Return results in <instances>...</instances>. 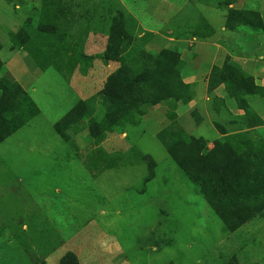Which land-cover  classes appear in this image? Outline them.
<instances>
[{
  "label": "rangeland",
  "instance_id": "obj_1",
  "mask_svg": "<svg viewBox=\"0 0 264 264\" xmlns=\"http://www.w3.org/2000/svg\"><path fill=\"white\" fill-rule=\"evenodd\" d=\"M232 11L250 23L260 13L264 27V0H0V87L16 83L38 109L0 143V264H59L68 252L79 264H264V138L249 131L264 107L243 96L241 112L232 94L264 93L242 70L264 34L240 14L248 32L221 31ZM162 52L181 61L178 78L156 73ZM74 109L62 138L55 124ZM174 131L192 147L194 178L254 177L236 182L237 199L209 188L230 221L234 201L256 198L259 213L228 232L158 138Z\"/></svg>",
  "mask_w": 264,
  "mask_h": 264
},
{
  "label": "trees",
  "instance_id": "obj_2",
  "mask_svg": "<svg viewBox=\"0 0 264 264\" xmlns=\"http://www.w3.org/2000/svg\"><path fill=\"white\" fill-rule=\"evenodd\" d=\"M233 14H240L241 17L240 25L249 27L254 31H259V32L263 31L264 27L259 17V14H251L252 17L250 21L253 20L254 23L253 24L247 20L245 21L244 17L246 16L241 14L239 11H232L230 16L227 18L226 26H225L227 30L233 31L240 26V25L237 26L238 24L233 23ZM159 57H162L164 59V64H162L160 70L157 71L156 73L157 74L159 73L161 76L164 77V79L178 78L177 67L181 62L179 58L175 54L172 53L168 54V52H162L159 55ZM147 77L148 79H150V76ZM147 77H145V79H147ZM249 81L252 83L251 79H249ZM220 82H222L221 77L217 79L215 75L213 76L211 75L208 82V90L210 91L212 89H215L220 84ZM133 84L134 83L132 81H129V86H133ZM237 84H240L239 80H237ZM245 87L246 85L244 86V84H242V87L239 92L234 91V93H232L233 96L243 105H244V101L242 100V98L243 96L248 95V92H243L245 90ZM105 89H107L104 90L106 94L107 92H109V85H107ZM177 89L181 92H183L184 90L185 92L186 90H188V87L183 83H179ZM119 101H120L119 98H116V101L114 98L109 99L111 107H115V109L117 102ZM243 105L239 104V106L242 108L244 113H246L247 108L245 105L244 106ZM79 106H81V104ZM37 114H38V109L36 105L33 103V101L28 97V95L19 85H17L16 83L7 82L3 86H1L0 87V143L5 139H7L8 137H10L11 135H13L18 129L23 127L27 122L35 118ZM124 114L127 113L120 112V115L117 118L124 119L125 118ZM77 119L78 118H76L75 109H74L69 113H67L58 123L55 124L56 130L62 138L66 137L64 130L67 127H69L71 123L72 124L76 123ZM183 136H184V132L182 131H174L173 133L170 134L169 139H166L163 133L158 134V138L165 147L168 155L172 158V160L176 163V165L179 168H181L185 178L188 181H190V183L193 186L197 188L199 195L203 196L206 199V202L208 203L210 209L214 210L216 214L221 216L225 224V229L228 232H233L242 224H244L246 220L250 219L252 216L259 213L261 208H259L258 205L261 203H257L256 198H252V197L249 203L245 202L242 205L237 204L235 201L232 202L230 207L232 209V213L236 217V221H230L228 216V212L230 208H228L227 213H223L221 209L212 202L209 188L211 189L214 188L215 192L218 193L226 192L228 191L229 188H231L233 193L229 198L237 199L241 196L237 191L238 186L248 180L249 182H251V180L254 179V177L252 175L245 176L243 174L242 178H239L237 176L232 175V178L234 179L235 182H231V175H230V180L227 178L228 174L223 178L222 173L224 172V169L218 168L217 169L218 177L216 178L215 183L211 181V177L207 179L203 177L194 178L195 173L190 172L193 170L191 166L194 165L195 163L190 156V153H192V147L189 144L186 145L184 143L182 139ZM215 148L216 145L214 146V149ZM210 156L211 154H209L207 158H209ZM236 182H238L239 185ZM259 199L260 200L264 199V196L262 197V195H260ZM248 209L250 210L249 212ZM39 264H45V263L40 262ZM59 264H79V263L75 254L68 252L61 258Z\"/></svg>",
  "mask_w": 264,
  "mask_h": 264
},
{
  "label": "crops",
  "instance_id": "obj_3",
  "mask_svg": "<svg viewBox=\"0 0 264 264\" xmlns=\"http://www.w3.org/2000/svg\"><path fill=\"white\" fill-rule=\"evenodd\" d=\"M244 28H248L249 30L254 31V30H252L249 27H244ZM244 28L243 27L242 28L239 27V30L235 29L233 31H230V30H227L225 27H222L221 31L230 32V33H232V32L233 33L248 32ZM254 32H259V31H254ZM260 33L264 34V30L260 31ZM229 56L231 57V59L234 62H238L239 60H243L242 57H237V56H233V55L232 56L229 55ZM255 59L256 60L252 61V63H251V64L255 65V67L252 69V72H250L249 68L248 69L243 68L244 66L242 67V70H244V72L246 74L250 75L254 79L255 86H259V87L264 89V48H261V53H259V56L257 58H255ZM244 61H243V64H246V62H244ZM221 87L222 86H218V88H216L214 91H212V94H214L215 96H217L220 99L223 98V96H220V92H221L220 88ZM216 92H218V93H216ZM258 93H260V92H258ZM245 98H246V102L249 103V104H255V103L260 102L262 104V106L264 107V93H262V94L260 93V95H253V96L246 95L244 97V99ZM239 111L242 112L243 111L242 108H240ZM256 115L264 123V112H262V114L256 113ZM249 131H252V133H254V134L259 133L264 138V136H263L264 135V124H262L261 126H255L253 124V126L249 129ZM255 137H257V136L255 135ZM58 223H59V221L56 222V224H58ZM58 250H59V248H58ZM56 253H57V251L55 250V252L52 253L51 256L56 257ZM56 259H57V257H56Z\"/></svg>",
  "mask_w": 264,
  "mask_h": 264
}]
</instances>
